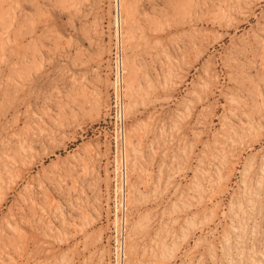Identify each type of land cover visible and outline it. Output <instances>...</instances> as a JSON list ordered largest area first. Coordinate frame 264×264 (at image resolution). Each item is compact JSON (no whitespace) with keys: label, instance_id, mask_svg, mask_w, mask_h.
I'll return each instance as SVG.
<instances>
[{"label":"rangeland","instance_id":"rangeland-1","mask_svg":"<svg viewBox=\"0 0 264 264\" xmlns=\"http://www.w3.org/2000/svg\"><path fill=\"white\" fill-rule=\"evenodd\" d=\"M153 263L264 264V0H0V264Z\"/></svg>","mask_w":264,"mask_h":264},{"label":"bare ground","instance_id":"bare-ground-1","mask_svg":"<svg viewBox=\"0 0 264 264\" xmlns=\"http://www.w3.org/2000/svg\"><path fill=\"white\" fill-rule=\"evenodd\" d=\"M239 1V3H240V1L241 0H238ZM230 141H232V140H230ZM231 147V146H230ZM223 150V149H222ZM185 151V150H184ZM236 154V153H235ZM215 156V155H214ZM218 156V155H217ZM216 156V157H217ZM221 156V155H220ZM214 158V157H213ZM225 159V158H224ZM216 161H217V159H216ZM222 161V160H221ZM223 161H225V160H223ZM219 162V161H218ZM218 164V163H217ZM227 168V167H226ZM197 171V170H196ZM219 171V170H218ZM212 180V179H211ZM209 181V180H208ZM259 185V184H258ZM250 196V195H249ZM202 200V199H201ZM187 215V214H186ZM185 220V219H184ZM175 224V223H174ZM177 224V223H176ZM167 227V226H166ZM142 228V227H141ZM193 230V229H192ZM236 231V230H235ZM253 234V233H252ZM225 235V234H224ZM240 238V237H239ZM227 239V238H226ZM235 239H237V238H235ZM183 240V239H182ZM176 248V247H175ZM172 252V251H171ZM194 255H196V254H194ZM155 258V257H154ZM165 259V258H164ZM172 260V259H171ZM154 262V261H153ZM192 262V261H191ZM154 264V263H153ZM157 264V263H156Z\"/></svg>","mask_w":264,"mask_h":264}]
</instances>
